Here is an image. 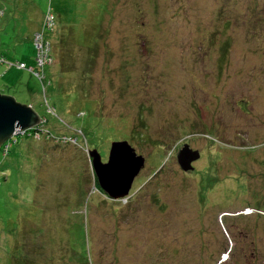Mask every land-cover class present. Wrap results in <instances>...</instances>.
Wrapping results in <instances>:
<instances>
[{
	"label": "rangeland",
	"instance_id": "obj_1",
	"mask_svg": "<svg viewBox=\"0 0 264 264\" xmlns=\"http://www.w3.org/2000/svg\"><path fill=\"white\" fill-rule=\"evenodd\" d=\"M0 50L44 119L0 145V264H82L74 222L92 264H264V0H0ZM123 139L144 164L113 197L89 149Z\"/></svg>",
	"mask_w": 264,
	"mask_h": 264
},
{
	"label": "water",
	"instance_id": "obj_2",
	"mask_svg": "<svg viewBox=\"0 0 264 264\" xmlns=\"http://www.w3.org/2000/svg\"><path fill=\"white\" fill-rule=\"evenodd\" d=\"M40 119L31 105L0 92V145L13 134L37 124ZM89 154L99 185L113 197L127 195L135 175L144 164V157L137 154L126 139L111 142L107 160L101 158L95 147L89 149ZM195 156H198V150L187 144L177 153L178 162L185 170L192 167L190 160Z\"/></svg>",
	"mask_w": 264,
	"mask_h": 264
},
{
	"label": "trees",
	"instance_id": "obj_3",
	"mask_svg": "<svg viewBox=\"0 0 264 264\" xmlns=\"http://www.w3.org/2000/svg\"><path fill=\"white\" fill-rule=\"evenodd\" d=\"M49 10H51V9H49ZM45 14H44V16H45L44 23L49 24V22L51 21V15H52V13L45 12ZM50 26L52 27V25H50ZM33 40H34L35 46L37 44V46H36V48H37V55H38V52H40V48H39L38 44L39 43H42L44 45V47H45L46 42H49V39L45 38L44 33H43V36L40 37L39 41L35 38V36H33ZM48 50H50V49H48ZM0 62L1 63L9 64V62H7L6 56L3 55V53H2L1 50H0ZM18 63L19 62H16V64H18ZM36 65H37V60H36ZM36 65H35V67H32V68L37 69L36 68ZM44 65L45 64H43L42 66H39V68L37 69L38 72H40V70L42 69V67ZM17 66H19V65H17ZM19 67H26V64L24 66H19ZM33 73L34 74H37L36 72H33ZM42 73H43L42 75L45 76L44 69L42 70ZM43 122H44V119L41 118V121L38 124H36V127H31V128L25 129V131H23L22 133H20V134H18L16 136L14 135L10 139H7L1 145V147H3L4 153H8L9 150H10V148H11V146L13 145V142H17L18 141V138L17 137L25 136V135H28V134L30 136L32 134H35L36 133V130L38 131L39 129H42ZM80 131L84 135L82 129ZM69 136L74 137V139L71 140L70 139L71 137H69ZM84 138H86L85 135H84ZM69 139L72 141L70 143H75L76 142V139H77V136H75L73 134H68V135L65 134V135H63V137H61V140H63V141H68L69 142L70 141ZM94 184L96 185V187H99L100 186L99 183H98V180H97V178L95 176V174H94ZM72 226L75 228L76 237H75V240L74 241H75L76 247H77L76 250H78L79 254L81 255V262L80 263H82V264H92V258H91V254H90V251H89L90 250V248H89L90 239H89V234L87 232L88 231L87 230V226H83V224H81V226L78 227L75 222L72 224Z\"/></svg>",
	"mask_w": 264,
	"mask_h": 264
},
{
	"label": "built area",
	"instance_id": "obj_4",
	"mask_svg": "<svg viewBox=\"0 0 264 264\" xmlns=\"http://www.w3.org/2000/svg\"><path fill=\"white\" fill-rule=\"evenodd\" d=\"M47 25H52L51 21ZM38 46L40 48V52H38V55L36 56L37 64L43 65V63L45 62L44 60H45V56H46V53L43 52V50L45 48L42 47V46H44L42 43H39ZM18 65L19 66H24L25 64L23 62H19ZM30 69H32V67H30Z\"/></svg>",
	"mask_w": 264,
	"mask_h": 264
},
{
	"label": "clouds",
	"instance_id": "obj_5",
	"mask_svg": "<svg viewBox=\"0 0 264 264\" xmlns=\"http://www.w3.org/2000/svg\"><path fill=\"white\" fill-rule=\"evenodd\" d=\"M40 117H41V116H40ZM40 121H41V119H40ZM40 121H39V122H40ZM39 122H38V123H39ZM38 123H37V124H38ZM32 127H36V124L33 125ZM23 131H25V129H24ZM23 131H21V132H17V133H15V134H13L12 137H13L14 135H18V134L22 133ZM10 138H11V137H10ZM10 138H8V139H10Z\"/></svg>",
	"mask_w": 264,
	"mask_h": 264
}]
</instances>
